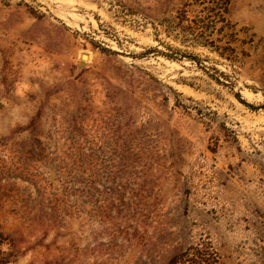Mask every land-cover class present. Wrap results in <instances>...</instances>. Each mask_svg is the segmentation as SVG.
<instances>
[{
  "label": "rangeland",
  "instance_id": "1",
  "mask_svg": "<svg viewBox=\"0 0 264 264\" xmlns=\"http://www.w3.org/2000/svg\"><path fill=\"white\" fill-rule=\"evenodd\" d=\"M0 264H264V0H0Z\"/></svg>",
  "mask_w": 264,
  "mask_h": 264
},
{
  "label": "water",
  "instance_id": "2",
  "mask_svg": "<svg viewBox=\"0 0 264 264\" xmlns=\"http://www.w3.org/2000/svg\"><path fill=\"white\" fill-rule=\"evenodd\" d=\"M82 59H83V60H87V59H88V55L84 54V55L82 56Z\"/></svg>",
  "mask_w": 264,
  "mask_h": 264
}]
</instances>
